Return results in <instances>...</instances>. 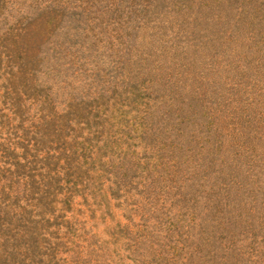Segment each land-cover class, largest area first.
Returning <instances> with one entry per match:
<instances>
[{"label": "rangeland", "instance_id": "374dc122", "mask_svg": "<svg viewBox=\"0 0 264 264\" xmlns=\"http://www.w3.org/2000/svg\"><path fill=\"white\" fill-rule=\"evenodd\" d=\"M0 264H264V0H0Z\"/></svg>", "mask_w": 264, "mask_h": 264}]
</instances>
